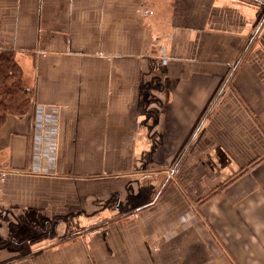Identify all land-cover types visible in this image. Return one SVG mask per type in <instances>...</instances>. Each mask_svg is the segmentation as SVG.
<instances>
[{"label":"crops","instance_id":"crops-1","mask_svg":"<svg viewBox=\"0 0 264 264\" xmlns=\"http://www.w3.org/2000/svg\"><path fill=\"white\" fill-rule=\"evenodd\" d=\"M11 48L0 264H264V0H0Z\"/></svg>","mask_w":264,"mask_h":264},{"label":"trees","instance_id":"trees-1","mask_svg":"<svg viewBox=\"0 0 264 264\" xmlns=\"http://www.w3.org/2000/svg\"><path fill=\"white\" fill-rule=\"evenodd\" d=\"M31 103L16 51L12 48L0 50V127L9 114H26Z\"/></svg>","mask_w":264,"mask_h":264}]
</instances>
